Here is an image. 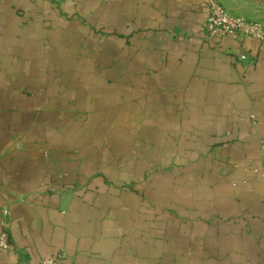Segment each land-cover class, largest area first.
I'll use <instances>...</instances> for the list:
<instances>
[{"label":"crops","instance_id":"obj_1","mask_svg":"<svg viewBox=\"0 0 264 264\" xmlns=\"http://www.w3.org/2000/svg\"><path fill=\"white\" fill-rule=\"evenodd\" d=\"M207 16L0 0V264H264V43Z\"/></svg>","mask_w":264,"mask_h":264},{"label":"built area","instance_id":"obj_2","mask_svg":"<svg viewBox=\"0 0 264 264\" xmlns=\"http://www.w3.org/2000/svg\"><path fill=\"white\" fill-rule=\"evenodd\" d=\"M206 5L208 16L203 29L206 38L219 35L241 36L255 38L264 43V24L262 22L233 14L220 0H206ZM241 57L246 58L245 55ZM0 215V248L10 249L8 208H2ZM65 258L66 254L60 252L54 256L42 258L41 264H64Z\"/></svg>","mask_w":264,"mask_h":264},{"label":"rangeland","instance_id":"obj_3","mask_svg":"<svg viewBox=\"0 0 264 264\" xmlns=\"http://www.w3.org/2000/svg\"><path fill=\"white\" fill-rule=\"evenodd\" d=\"M231 10L264 24V0H224Z\"/></svg>","mask_w":264,"mask_h":264}]
</instances>
